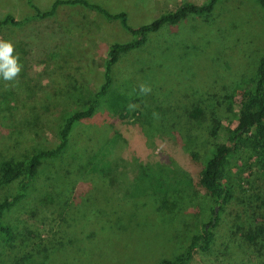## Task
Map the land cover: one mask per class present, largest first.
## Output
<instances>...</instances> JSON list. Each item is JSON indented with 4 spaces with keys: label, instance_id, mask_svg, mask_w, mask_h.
I'll list each match as a JSON object with an SVG mask.
<instances>
[{
    "label": "rangeland",
    "instance_id": "374dc122",
    "mask_svg": "<svg viewBox=\"0 0 264 264\" xmlns=\"http://www.w3.org/2000/svg\"><path fill=\"white\" fill-rule=\"evenodd\" d=\"M54 1L0 0V19L6 15L17 21L32 18L35 12L29 4L42 12ZM86 1L112 14L125 12L127 24L135 28L181 2L200 5L205 0ZM262 12L253 0H221L208 17L189 16L176 26L161 28L148 36L143 47L123 54L112 66L114 81L93 117L74 126L63 155L43 162L23 199L4 213L3 223L13 230L15 239L11 247L0 242V264L14 263L20 243L18 232L23 228L44 239L56 238L54 185L58 182H63V187L68 182L70 196L77 197L70 199L67 206L68 195L65 200L59 198L67 210L65 219L73 223L51 263L96 264L100 255L93 256L90 250L100 243L107 246L106 264H155L161 256L178 253L181 244L188 242L210 218L211 204L197 185L205 156L201 150L194 149V154L181 150L179 158L171 159L168 165L174 173L186 174L187 187L174 184V188L181 187L182 193H175L179 190L175 189L164 196L151 192L150 179L157 178L159 172L169 173L170 168L159 166L163 165L166 151L160 148L162 138L151 118L155 114L153 104L149 102L143 108L147 95L139 100L136 90L141 84L150 86V94L162 102L166 95L167 99L179 96L178 88L184 90L182 85L187 83L200 96H224L235 77L253 71L264 46ZM0 39L15 45L23 64L18 82L0 79V100L7 101L0 107V113L7 116L0 122V146L8 140L5 138L22 135L30 146L40 147L55 143L60 115L73 109L76 100L89 94L86 92L100 87L106 47L124 42L128 36L118 22L106 21L78 5H61L51 17L31 19L18 28H0ZM12 100L17 101L15 109H11ZM130 104L135 105L134 109H129ZM121 113L125 119L121 120ZM228 125L224 122V126ZM224 141L225 133L221 132L217 142ZM108 143L114 147L106 158L109 165L105 170L110 172L107 188L104 179L88 173L79 178L80 184H89L88 191L80 195L77 180H57L72 159V164L85 162ZM231 164V176L239 186L247 189L254 185L243 157H234ZM97 166L101 167L99 163ZM236 186L237 196L244 197ZM237 225L240 224L234 222L230 208L225 207L212 230L214 243L210 251H195L188 264H235L231 240H237L243 232L239 229L235 233ZM80 245L90 251V257Z\"/></svg>",
    "mask_w": 264,
    "mask_h": 264
},
{
    "label": "trees",
    "instance_id": "16d2710c",
    "mask_svg": "<svg viewBox=\"0 0 264 264\" xmlns=\"http://www.w3.org/2000/svg\"><path fill=\"white\" fill-rule=\"evenodd\" d=\"M220 1L205 0L200 5L192 2H181L173 10L162 11L149 23L135 28L127 24L125 12L112 14L100 5L89 3L86 0H56L48 10L42 12L29 4L35 12L32 18L28 17L17 21L6 15L0 19V28H18L31 19L42 20L51 17L58 6L78 5L101 15L106 21L118 22L122 31L128 36L124 42L112 43L106 47L100 87L94 92H86L89 94H86L85 98L76 100L77 105L73 109L60 115L55 130L56 140L54 144L33 147L28 144V141H24L21 135L13 139L5 138L8 140L0 146L1 243L11 247L12 241L15 239V234L10 226L3 223L4 213L23 199L30 184L37 178L38 168L43 162L59 159L63 155L67 148L69 134L74 126L78 122L93 117L101 99L114 81L110 72L118 59L131 50L143 47L148 42V36L161 28L176 26L189 16L208 17L214 6ZM253 1L262 9L264 18V0ZM235 78L230 84V89L227 87V93L224 96H217L216 93L200 96V93L196 92L198 90L194 87H187L186 82L182 85L184 90L181 89L180 91L178 88L179 96L172 95L167 99L168 96L166 95L162 102L150 93L145 96L136 90L139 100L144 99V96L146 98L147 102L143 104V108L149 102L153 104L155 114L151 118L153 121L155 120L154 124L158 127L162 138L159 142L162 143L160 148L165 149L167 155L162 161L163 165L159 166L163 169L170 168L171 159H178L181 150L191 154L196 153V149L201 150L205 158L198 173L197 185L211 204L209 208L210 218L208 216V221L202 225L200 231L192 235L188 242L182 243L178 253L172 257H168V254L161 256L155 264H188L195 251L209 252L214 243L212 230L216 227L225 207L230 208L234 222L240 224L237 225L235 233L238 234L239 229L243 230L242 233L238 234L239 236L234 234L237 235V240H231L230 253L234 263L264 264V46L258 55L252 73L239 74ZM193 81L191 79L190 82L193 83ZM187 88L189 89L187 90ZM161 92L159 94H162ZM16 102L15 100L11 101L14 104L13 107L10 106L11 109H15ZM6 104L7 101L0 100V107ZM6 117L0 113V122H3ZM119 117L122 120L126 116L121 113ZM224 122H228L229 125L224 126ZM119 130H123V128ZM221 132L225 133V141L218 143L217 138ZM7 136H11L10 132ZM107 145L104 147L102 144L95 154L89 156L85 162L72 164L75 161L72 159L68 168H65L67 166L65 163V169H62L63 172L60 173L57 180L65 181L67 179L65 182L77 180L78 188L81 190L78 192L80 195L88 191L89 184H80L79 178L82 174L88 173L97 175L101 180L104 179L106 181L104 188H107L106 183L110 172L105 170V166L109 165V160L106 158L112 154L114 147H111L112 144L110 143ZM192 157L195 156L192 155ZM234 157H243V162L248 166L249 180L254 182L253 186L245 189L233 180L231 161ZM97 163L101 167L97 166ZM149 165L155 166V164ZM85 170L86 172H81ZM151 170L153 171V169ZM180 172L183 174L182 170ZM151 176V174L147 175L149 178ZM150 180L151 192L162 196L175 189H179L175 193H182L181 187H187L186 174L178 175L171 171V168L169 173L159 172L157 178L152 177ZM62 183L58 182L54 185V213L57 218L54 234L56 238L44 239L32 233L30 229L19 230L20 243L13 264H49L52 256L59 252L60 241L66 233H70V224L73 223L65 219L67 210L63 207L64 202L59 198L65 200L64 197L68 195V199L65 201V206H67L71 202L70 199L77 197L70 196L71 187L68 182L65 183V187ZM177 183H181V187L174 188V184ZM236 185L244 197L237 196L234 190ZM250 189L251 191H248ZM94 228H98L97 223ZM83 245H80V248L88 256L90 251L93 256L100 255L101 259H97L96 264H106L109 259L104 256L107 252L105 251L106 245L95 244L90 251L86 250ZM150 262V264H154L153 261Z\"/></svg>",
    "mask_w": 264,
    "mask_h": 264
},
{
    "label": "clouds",
    "instance_id": "9594fccd",
    "mask_svg": "<svg viewBox=\"0 0 264 264\" xmlns=\"http://www.w3.org/2000/svg\"><path fill=\"white\" fill-rule=\"evenodd\" d=\"M23 68L21 57L15 50V45L10 40L0 39V79L10 82H18L17 77ZM141 94L151 92L150 86L141 84L139 87ZM135 105H129V109H134Z\"/></svg>",
    "mask_w": 264,
    "mask_h": 264
}]
</instances>
